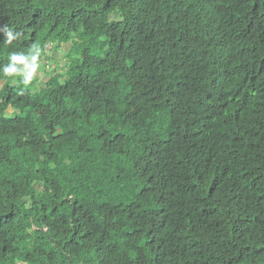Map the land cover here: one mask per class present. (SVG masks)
<instances>
[{
  "label": "trees",
  "instance_id": "1",
  "mask_svg": "<svg viewBox=\"0 0 264 264\" xmlns=\"http://www.w3.org/2000/svg\"><path fill=\"white\" fill-rule=\"evenodd\" d=\"M33 46L0 264H264V0H0V69Z\"/></svg>",
  "mask_w": 264,
  "mask_h": 264
},
{
  "label": "clouds",
  "instance_id": "2",
  "mask_svg": "<svg viewBox=\"0 0 264 264\" xmlns=\"http://www.w3.org/2000/svg\"><path fill=\"white\" fill-rule=\"evenodd\" d=\"M19 34L13 35L9 30L7 31L8 43L17 39ZM41 50L39 46H33L27 54L22 52H13L9 56V63L4 65L0 72L6 77H20L24 85H29L34 77V74L40 68Z\"/></svg>",
  "mask_w": 264,
  "mask_h": 264
},
{
  "label": "rangeland",
  "instance_id": "3",
  "mask_svg": "<svg viewBox=\"0 0 264 264\" xmlns=\"http://www.w3.org/2000/svg\"><path fill=\"white\" fill-rule=\"evenodd\" d=\"M64 53H62L60 50L56 51L53 53V57L51 60L47 61V62H44V61H41V63H43V66L47 69V70H51V67L53 66H56V65H60L64 62ZM46 64V65H44ZM38 72V70H37ZM36 72V73H37ZM42 74V72H39V76ZM45 79H47V77H45L44 75H41L40 77V81H44Z\"/></svg>",
  "mask_w": 264,
  "mask_h": 264
}]
</instances>
